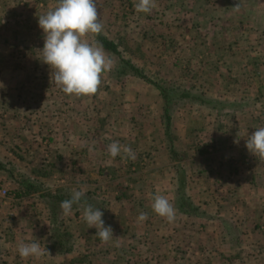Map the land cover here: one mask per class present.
Listing matches in <instances>:
<instances>
[{
  "label": "rangeland",
  "instance_id": "rangeland-1",
  "mask_svg": "<svg viewBox=\"0 0 264 264\" xmlns=\"http://www.w3.org/2000/svg\"><path fill=\"white\" fill-rule=\"evenodd\" d=\"M246 1L250 4L244 8L247 17L240 6L242 0H155L156 7L150 14L136 12L134 0H96L102 32L118 43L126 58L142 66L145 73L160 82L204 92L217 100L218 110L207 109L200 104L180 107L173 115L169 137L162 117L163 99L159 90L139 78L117 79L114 56L107 54L113 60V68L102 75V84L96 94L67 95L55 84L54 70L52 72L51 67L42 61L44 33L38 25V18L56 8L60 0H0V162L6 163V168L0 167V184L13 194L17 191L16 181L28 176L48 188L64 186L72 191L83 189L84 192L142 197L135 203L139 207L152 208L154 195L162 193L160 195L175 205L176 166H181L189 180L193 177V165L188 160L183 162V158L187 159L183 155L180 163L174 161L170 150L206 144L222 147L221 138L229 132L228 129L246 120V115L238 112L248 109L246 105L249 104L245 103L248 98L264 97V82L256 79L255 70H243L245 56L241 58L242 53L234 55L239 60L236 59L237 63L231 68L235 48L239 52H254L256 55L259 45L264 47V40H255L261 34L264 36V18L256 17V5H252L257 0ZM86 39L95 41L94 34H89ZM251 53L248 55L254 56ZM247 71L256 78L250 75V79L245 81L243 76ZM8 98H62L64 104H56L59 115L64 110L68 118L80 117L84 113L88 121L83 128L89 131L90 142L94 141L98 147L95 154H88L93 158L89 160L83 152L79 155L80 151L75 147L69 151L62 149L60 153L53 147V142L43 139L47 138V133L25 135L22 129L25 120L17 117L18 102L15 101L14 106ZM65 98H69L68 102ZM113 142L124 146L136 145L133 150L136 159H128L123 153L113 159L108 154V146ZM226 156L225 159L228 158ZM78 158L85 160L82 163L90 161L88 174L91 180L98 179L96 182L81 186V182L76 181L81 176L77 174L83 170ZM96 159L100 163L95 166L93 162ZM195 159L192 162L196 165ZM250 160V157L245 158L246 162ZM118 163L120 167H117ZM162 163L168 166L161 167ZM69 168L72 175L68 174ZM187 184L190 194L191 188ZM35 196L38 195L21 201L19 205L20 201H16L15 206L10 201L3 205L7 199L0 196V246L3 250L0 264H68V261L52 260L55 258L33 257L32 261L31 257L21 258L18 253L21 243L41 241L38 230L46 208ZM145 196L150 199H145ZM238 200L244 199L240 197ZM97 205L102 206L100 209L103 211L107 203L99 198ZM17 206L16 215L13 209ZM200 206L208 212V206ZM254 207L258 209L259 206L254 204ZM224 211H232V208H224ZM257 217L250 221L251 225L258 224ZM233 220L234 215L219 214L222 233L226 234L228 227L233 229ZM75 222L70 220V225ZM66 224L69 226L68 221ZM188 224L189 221H184V225ZM235 231L233 229L229 233L232 238L228 239H241L240 235L235 236ZM200 232L203 236L205 228ZM18 233L28 236L18 241ZM189 238L192 241L190 247L178 246L181 251L178 259L181 261L175 264H227L223 256L218 263L210 262L207 251L194 247H204L205 242H193L192 235ZM233 241L235 243L230 248L228 246V250L225 246V249L236 259L242 255L243 249L239 245L240 240ZM125 249L122 255H118L121 261L134 256L132 248ZM151 252L157 258L166 254L161 246H155ZM231 264H241V260Z\"/></svg>",
  "mask_w": 264,
  "mask_h": 264
},
{
  "label": "crops",
  "instance_id": "crops-1",
  "mask_svg": "<svg viewBox=\"0 0 264 264\" xmlns=\"http://www.w3.org/2000/svg\"><path fill=\"white\" fill-rule=\"evenodd\" d=\"M241 4L240 6L243 9L244 16L247 17L244 8H248L250 4L248 5L246 0H242ZM252 5H256V17L259 19L260 17L264 18V0H257V2ZM253 36L251 37L252 39H254ZM256 39L260 42L264 40V36L261 34L257 36V38L255 37V40ZM257 49V57H255L256 55H254V52H249L251 55H254L250 56L248 55V51L239 52L236 48L233 50L232 56L242 53L241 58L245 56V68H243V70L248 69V71L251 72L255 70L256 72L254 74L257 76V78H255L259 81L261 80V83H263L264 47L261 48L259 45ZM228 58L230 59V57ZM236 59L237 58L234 56L233 66H231V68H233L237 60H239ZM248 71L247 75L243 76L245 81L250 79V75L253 77L252 73L249 74ZM9 99L12 105H14L15 101L18 102L19 108L17 110V117L20 116L23 121L25 120L22 124V126H24L22 129L25 135H44L43 133H47V138L43 137V139L45 141L47 140L49 143L53 142V147L59 150L60 153L62 149L69 151L75 147L76 151H80L79 155L83 152L89 160L91 157L93 158V156L88 154H95L94 152H96V148L98 147L94 141L92 143L90 142V138L88 139L89 131L83 128L84 124L86 123L87 125L88 121L84 113L80 114V117L72 116L68 118L64 110L61 113L62 115H59L56 104H64L62 98H8L7 100ZM68 99L69 98H65V102H68ZM245 103L249 104L246 105L248 109L244 108V111L238 112V114H245L246 120L241 123H236L233 127L228 129L229 132L225 133V136L221 138L224 143L222 147L219 145H211L207 148H199V146L193 145L190 147H178L176 150L180 158L182 157L181 155L187 158H183V162L188 160L190 164L193 165V168H191V175L193 174V177L187 180L189 188H191L189 195L196 204L209 207L205 216L182 215L175 208V219L177 221L174 220L170 223L165 217L156 214L149 206L139 207L136 204V207L135 203H137V199L140 200L142 197L134 198L127 197L123 194L114 195L109 192L98 193L99 191H96L97 199L101 198L107 203L103 209L104 215L102 218L105 221V226H111L113 229L114 234L112 238L107 242H102L95 234L96 229L88 228V225L84 221V209L77 211L72 210V214L70 216H65V220L68 221L69 231L74 235L76 241L75 249L71 254L57 258V262H69L75 257H82L86 262L80 264H117V262H119L118 264H151L152 262H157L159 264H175L181 261V258L178 259L181 252L178 246L190 247V242L192 241L189 240L191 239L189 236L192 235L193 242H205L204 247L201 245H193L195 248H199L200 251H207L210 256V262L218 263L221 259L220 257L223 256L226 257L224 262L227 264H231L238 259L241 260V264H264V229L262 228V226H264V201L262 200L264 199V158L255 157L246 148L247 135H251L257 128L264 127V97L248 98ZM30 113H33V116H30ZM28 118H31V121H28ZM43 129L46 130L43 132ZM99 133L102 132L99 131ZM118 133L120 134V131ZM188 133L190 132H187V134ZM186 135H183V138H186ZM93 136L95 137V135ZM226 140L227 142H225ZM60 145H62L63 148L60 147ZM129 147H131L132 150L137 148L136 145H131ZM202 149H205V154H203ZM225 155H227L228 158L225 159ZM208 156L214 157L213 160L210 159L207 161L205 158ZM246 157L251 158L250 162L245 161ZM193 158H196L195 160H197L196 162H198V164L195 165L192 162ZM78 159L80 160V162H78L79 165L85 161L83 158ZM99 163L97 159L93 162L95 166ZM164 163L161 164V167L168 166ZM89 165L90 161L88 163H82V173L79 172L77 174L81 175L76 180L81 182V186H83V184H91L98 180L90 179L88 174L89 170H87ZM117 167H120L119 163ZM203 169L206 171H202ZM68 174L72 175L70 168ZM96 177L98 176L96 175ZM66 182L70 184L67 180ZM34 195L36 194L18 198L16 194L13 193L12 197L9 198L10 200L7 199V201H4L3 205L10 201L11 205L15 206L16 203L20 201L17 203L19 205L21 201H28ZM240 197L244 200H238ZM35 199L40 201L38 196H35ZM145 199H150V197L145 196ZM255 199H257V202L254 201ZM254 204H258V209L254 207ZM101 207L102 206L98 208ZM240 207L241 211H239ZM224 208L229 210L232 208V211H224ZM13 210L17 215L18 206ZM26 210L30 212V209L27 207ZM45 211L46 214L40 221L42 226L38 230L41 239L39 243L42 248H45V245L50 239L49 211L47 209H45ZM141 212L146 213L148 216V219L143 222L138 221V216ZM223 212L227 215L230 214V217L234 215V222L232 223L233 229L236 230L235 236H241V239H238L239 237L235 238L240 240L239 245L241 249H243V251L241 250L242 255L236 257V259L233 256H229L228 252L226 253L225 246L228 250V246L230 248L231 244L233 242L235 243V241H233L235 239H228L232 238L229 234L233 230L231 227L227 228L226 234L222 233V225L219 224L218 220L219 214L221 215ZM22 215L25 216V214ZM256 216H259L256 222L258 224L253 226L250 221ZM157 219H160V221ZM70 220H76V222L70 225ZM186 220L189 221L190 224L184 225V221ZM203 220L210 222L209 224L212 225L206 224ZM203 224L205 227H203ZM200 228H205L206 230L203 236L200 232ZM75 231L77 232L75 233ZM27 236L28 234L26 233H18V241L23 240ZM155 246H161V249L166 252V254H163L161 258L152 256L151 249ZM125 248H132L134 250V256L130 259L121 261V258L118 259V255H122L126 250ZM222 252H224V255L221 254ZM41 257L50 259L46 251ZM31 259L34 261L33 257H31ZM52 260H56V258Z\"/></svg>",
  "mask_w": 264,
  "mask_h": 264
},
{
  "label": "clouds",
  "instance_id": "clouds-1",
  "mask_svg": "<svg viewBox=\"0 0 264 264\" xmlns=\"http://www.w3.org/2000/svg\"><path fill=\"white\" fill-rule=\"evenodd\" d=\"M156 7L155 0H134L138 13L150 14ZM38 25L44 33L42 61L54 70V82L67 95L89 96L96 94L102 84V75L111 71L113 60L101 44L86 39L89 34H100L103 24L98 15L96 0H60L58 6L39 16ZM53 77H51L52 79ZM246 148L255 157L264 158V127L255 129L247 135ZM121 153L128 159L135 160L136 154L131 147L113 142L108 146V154L114 159ZM85 196L83 189L75 190L70 199L60 204L63 214L70 216L73 205ZM152 210L168 222L176 218L174 205L163 195L153 197ZM103 211L89 204L84 209L83 219L88 228H95L96 235L102 242L113 236L111 226H105ZM148 219L141 212L138 221ZM21 258H39L45 254L39 241L21 243L18 247Z\"/></svg>",
  "mask_w": 264,
  "mask_h": 264
},
{
  "label": "trees",
  "instance_id": "trees-1",
  "mask_svg": "<svg viewBox=\"0 0 264 264\" xmlns=\"http://www.w3.org/2000/svg\"><path fill=\"white\" fill-rule=\"evenodd\" d=\"M95 41L101 44L105 50V53L115 57L116 65L114 73L116 78L122 79L124 77H135L146 81L154 88L159 90L163 99V113L166 134L170 137L171 123L174 113L183 105L186 104H200L201 107L205 106L207 109L218 110L219 104L216 99L210 97L204 92H194L192 90L180 87L174 84H167L160 82L147 73L144 72L142 66L134 63L131 59L126 58L119 48L116 41L110 39L106 34L101 32L100 34H94ZM211 145L200 146L199 148H207ZM203 154L206 153L205 149H202ZM174 161L180 163V156L178 152L173 148L170 150ZM214 157L208 156L205 159L209 161ZM54 166V164H53ZM0 167L6 168V163L0 162ZM177 188H176V200L175 208L182 215L186 216H205L206 209L196 204L188 194V182L187 175L181 166L177 165ZM206 171V170H202ZM17 191L16 196H27L37 194L41 203H43L46 209L49 211V242L45 245L47 256L50 258H60V256L71 254L75 249V238L72 232L69 231L66 224L65 215L60 207L63 200L70 199L73 191L70 187L59 186L56 188L45 187L44 184L38 180H35L28 176H23L20 180L16 181ZM99 200V199H98ZM93 205L98 208L96 193L92 191H86L85 196L78 204L73 205V210L85 209L87 205ZM258 226V225H257ZM2 247L0 246V254L2 253ZM1 262V258H0ZM86 262L82 257H75L68 262V264H80Z\"/></svg>",
  "mask_w": 264,
  "mask_h": 264
},
{
  "label": "built area",
  "instance_id": "built-area-1",
  "mask_svg": "<svg viewBox=\"0 0 264 264\" xmlns=\"http://www.w3.org/2000/svg\"><path fill=\"white\" fill-rule=\"evenodd\" d=\"M0 196L3 199H9L12 197V194L5 186L0 184Z\"/></svg>",
  "mask_w": 264,
  "mask_h": 264
}]
</instances>
